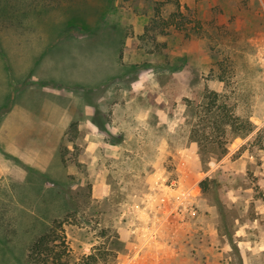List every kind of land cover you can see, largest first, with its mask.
Listing matches in <instances>:
<instances>
[{
  "label": "rangeland",
  "instance_id": "1",
  "mask_svg": "<svg viewBox=\"0 0 264 264\" xmlns=\"http://www.w3.org/2000/svg\"><path fill=\"white\" fill-rule=\"evenodd\" d=\"M4 21L79 29L112 65L63 168L0 186V264L50 229L67 264H264V0H0Z\"/></svg>",
  "mask_w": 264,
  "mask_h": 264
},
{
  "label": "crops",
  "instance_id": "2",
  "mask_svg": "<svg viewBox=\"0 0 264 264\" xmlns=\"http://www.w3.org/2000/svg\"><path fill=\"white\" fill-rule=\"evenodd\" d=\"M1 24L0 186L5 187L7 181L22 184L32 174H55V167H62L60 148L69 129H95L88 120L95 107L80 94L107 81L112 57L103 54L100 43L89 46L92 39L79 29L78 34L63 35L62 25L57 28L50 22ZM63 51H71L76 59H66L64 65L59 56ZM94 51L96 56L90 54ZM87 59L97 64H88ZM95 103L100 105V100Z\"/></svg>",
  "mask_w": 264,
  "mask_h": 264
},
{
  "label": "trees",
  "instance_id": "3",
  "mask_svg": "<svg viewBox=\"0 0 264 264\" xmlns=\"http://www.w3.org/2000/svg\"><path fill=\"white\" fill-rule=\"evenodd\" d=\"M215 186L219 185V182L217 180L212 181ZM208 179H204L200 182V186L203 191H206L208 189ZM53 233L50 229L46 232L39 235L35 240L32 241L28 251H29V257L32 260L31 263L35 264L34 261H37L40 257L49 258L50 256H53L52 261L57 262V264H67L64 261H62V253H54L55 250L51 249L49 247V242L54 239L52 236ZM46 260V259H45Z\"/></svg>",
  "mask_w": 264,
  "mask_h": 264
},
{
  "label": "flooded vegetation",
  "instance_id": "4",
  "mask_svg": "<svg viewBox=\"0 0 264 264\" xmlns=\"http://www.w3.org/2000/svg\"><path fill=\"white\" fill-rule=\"evenodd\" d=\"M179 211L181 212V208H179ZM172 217V216H171ZM181 213L175 212V215H173V218L176 220V222H180ZM178 220V221H177ZM180 224V223H179ZM181 225V224H180Z\"/></svg>",
  "mask_w": 264,
  "mask_h": 264
}]
</instances>
